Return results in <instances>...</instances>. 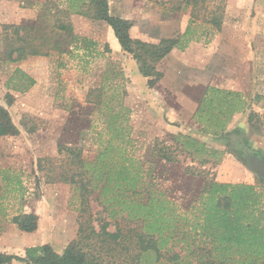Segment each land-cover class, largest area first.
Returning <instances> with one entry per match:
<instances>
[{"label":"rangeland","instance_id":"1","mask_svg":"<svg viewBox=\"0 0 264 264\" xmlns=\"http://www.w3.org/2000/svg\"><path fill=\"white\" fill-rule=\"evenodd\" d=\"M108 5L110 15L134 23V39L155 43L159 38L182 34L187 27L194 31L197 42H193V53L186 55L188 45L183 52L177 50L179 57L175 60L210 63L211 71L182 68L178 94L166 93L179 116L175 126L179 130L199 136L204 134L198 131L202 126L213 128L214 123L222 124L221 119L213 123V117L210 125L206 121L199 127L192 117L205 89L212 85L245 89L242 94L246 107L253 110L255 105L260 111L251 118L252 127L247 125L240 131L219 135L204 144L209 146L204 148L206 151L196 153L190 149L188 154L181 148V141L177 144L171 139L176 134H169L157 121L144 116V121L133 119L131 106L140 111L143 102L128 90L124 61L129 56L115 52L109 41L110 28L104 22L69 14L67 0H0V105L8 110L19 130L15 136L0 137V169L14 170L23 186L20 200L13 193H4L0 180V201L4 202L7 214L0 219V252L22 256L25 247L49 244L61 254L77 238L81 224L98 231L107 222L108 232L114 233L119 227L124 235L138 230L136 222L127 220V213L115 214L116 208H103L102 185L86 196L87 212L82 213L81 185L66 181L79 168L64 148H78L83 161L95 162L111 138L110 121L117 115L121 126L127 127L123 146L128 157L139 162L142 182L152 188L143 194V200L158 190L175 206L179 229H175L166 249L160 252L157 264H175L174 254H179L180 260L185 258L188 264H201L209 258L202 257L204 252L196 248L209 246L206 247L204 236L194 237V231H190L199 223V190L210 182L238 181L242 172H247L246 156L237 151L240 139L243 143L258 140L264 148V0H108ZM213 18H219V29L209 23ZM35 20L45 26L39 33L33 32L38 37L44 34L61 39L55 24L62 21L71 26L72 34L79 40L65 46V53L50 50L48 56H29L16 63L1 61L6 53L2 25ZM81 38L95 45L84 49ZM33 58H42L44 63ZM16 69L30 77V73L37 71L34 78L38 88L33 86L24 93L7 91L4 83ZM157 89L152 91L153 97L159 96L161 89ZM7 93L11 94L10 105ZM97 100L99 105L95 104ZM243 120L244 116H235L224 128H232ZM147 124H152L151 130H146ZM165 147L177 163H166L160 158ZM259 182L255 184L264 192V183ZM18 214L35 215L36 232L24 233L11 223L12 216ZM130 236L121 239L130 251L112 258L103 255L105 259L113 264H134V239H128Z\"/></svg>","mask_w":264,"mask_h":264},{"label":"trees","instance_id":"2","mask_svg":"<svg viewBox=\"0 0 264 264\" xmlns=\"http://www.w3.org/2000/svg\"><path fill=\"white\" fill-rule=\"evenodd\" d=\"M67 11L69 14L104 22L113 32L120 50L137 62L139 73L148 79L149 88H153L162 78V74L156 70L157 63L173 49L183 52L191 42H197L190 27H187L182 34L162 38L156 43L134 39L131 36L134 23L110 15L108 0H67ZM209 23L217 29L220 27L219 18H213ZM41 27L38 20L19 25L3 24L2 36L6 53L1 61L16 63L29 56H48L50 50L65 53V46L79 40L72 34L71 26L62 21L55 24L58 32L62 34V38L58 40L48 38L44 34L41 37L34 35L33 32L42 31ZM42 28L44 29L45 26ZM80 40L85 44L84 49L95 45L85 38ZM34 84L35 81L30 76L16 69L4 83V88L7 91L24 93ZM208 90L216 97L210 98L206 105L207 89L204 91L193 116L198 124L207 121L206 123L210 125L213 117H215L213 123L218 122L215 120L224 117L228 109L233 110V107L236 109L234 98L237 94L213 88ZM229 96L232 97L231 101ZM5 97L7 104L10 105L11 94L7 93ZM100 103V100H97L95 104ZM110 122L111 138L104 150L98 154L95 162L83 161L78 148H64L79 168V171L73 172L66 181L81 185L79 189L84 198L82 213L87 212L86 196L102 185L100 196L103 199V208L105 210L116 208L115 214L127 213V220L136 222L139 225L138 230H130L124 235L119 227L114 233L108 232L107 222L101 224L98 231L90 225L81 224L77 238L71 241L61 254L49 244H42L25 248L22 256L0 252V264H8L12 261L21 264H113L112 260H107L105 257L112 258L122 251H130L121 241V239L126 240L128 234L132 235L128 239H134V248H132L135 250L134 264L158 263L160 252L166 249L175 229H179V226H176L179 221L174 213L175 206L158 190L150 192L143 200V194L151 191L152 188L149 184L144 185L139 162L128 157L123 146L126 142L127 127L121 126L117 115L112 116ZM221 125L214 123L213 128H204L203 132L219 134L218 128L223 130ZM18 133V127L12 122L8 110L0 105V137L15 136ZM171 139L177 141V144L181 141V148L187 150L188 154L191 153L190 149L196 153L206 151L204 143L190 136L172 135ZM162 151L164 152L160 157L162 160L170 164L177 163L172 159L168 148L165 147ZM0 180L5 189L4 193H13L18 199H22L23 186L19 174L14 170L0 169ZM199 197L201 198L199 215L196 217L199 223L190 231H194V237L204 236L205 245L209 246V248H196L197 251L204 252L202 257L209 258L205 262L201 261V264H264V217L263 212L259 210L261 195L255 191V187L247 184L210 182L199 190ZM5 211L4 202L0 201L1 220L7 217ZM10 221L24 233H34L38 227V218L33 214H18L12 216ZM173 258L175 264L189 263L185 258L184 261L180 260L179 254H174Z\"/></svg>","mask_w":264,"mask_h":264},{"label":"crops","instance_id":"3","mask_svg":"<svg viewBox=\"0 0 264 264\" xmlns=\"http://www.w3.org/2000/svg\"><path fill=\"white\" fill-rule=\"evenodd\" d=\"M167 38H171V37H167ZM160 39H162V38H159L157 41H155V43L158 42ZM109 41L112 43V47L115 49V52L121 51L119 44H118L117 40L115 39L111 29L109 30ZM194 48H195V44L193 42L190 43L189 48H188L189 51L187 52L186 55L193 53ZM127 56H129V55H127ZM177 57H179L177 54V50L173 49L167 56H165L159 63H157L156 70L162 74V78L153 88H149V86L147 85L148 79L143 77L139 73L137 62L131 56H129L128 58H125L124 62H125V67L127 68V70H125V72L127 71L126 76L128 75V78H129L128 90L131 94H134V95L136 94L140 98V101L143 102V104H142L143 106L140 107V111H139V107L135 108V106H131V109L133 110V119H140V120L144 121L145 118H143V116L147 117L151 121H153V120L157 121L156 123L161 124V127H165V129H167L169 134L175 133L176 135H179V134L187 135V136H190V137H192V138H194V139H196L199 142L204 143V144L207 143V141L208 142L212 141L210 139L216 138L219 135L222 136V134H229L232 131H237V130L240 131L241 128H243L244 126L249 125L250 127H252L249 122H251V118L256 117L255 113H258L257 111H260V108H258L255 105H253V110L251 108L248 109V107H246L245 96L242 94L245 92V89L244 90H242V89L232 90V88H230L228 86H222V85H219V86L218 85H212V86H209L206 88L207 89L206 105H207V103H209L210 98L216 97V95L213 94L208 89L213 88V89L221 90L223 92H231V93L237 94L238 96L235 95V98H234L236 109H234L233 113L231 112L230 114H228L230 112V110L228 109L227 113L224 114V117L221 118V120H222L221 127L223 126V130L219 131V134L217 133L216 135H214V134H210V133L209 134L204 133L203 129L206 128L205 126H202V128H200L198 130L199 132L204 133V134H199V136H196L194 134L185 133L184 130L181 131L177 127H175L176 124L179 123V116L174 109V106H173L174 103L173 102L170 103L169 98L166 97L167 96L166 93L167 92L171 93V96L178 94L177 92L179 91V88L181 86V80L179 78L180 77V74H179L180 70L182 68L188 69V68L199 67V68H202L203 71H205V72L211 71L210 70V68H211L210 63L202 64L198 60H195V61L189 60L186 62L184 60H182L179 63L175 60ZM33 60L37 61L38 63H44V60H42V58H33ZM198 65H202V66H198ZM28 73H30V72H28ZM30 74H31V77L34 81L37 80L36 78H34L38 74L37 71H34V73H30ZM36 82L37 81H35V85H34L35 90H36V88H38V84ZM157 87H159L161 89V91L159 92V96L153 97L152 91L155 92ZM164 88H166V89H164ZM228 98H229V101L232 100L231 99L232 97L229 96ZM194 114H193V116H194ZM239 115L244 116V120L242 122H239L238 124H236V126H234L232 128H228V129L224 128V126L226 125V122H228V121L230 122V120L234 119L235 116H239ZM165 120L167 121V123L166 122H165V124L162 123V121L164 122ZM224 120H225V122L223 123ZM228 123H227V125H228ZM197 125L200 127L199 124H197ZM147 126L148 127L146 128V130L147 131L151 130L152 124L151 125L147 124ZM198 137H203V138H198ZM249 144L259 154L264 155V148H262L260 146V144L258 143V140L253 139L252 141H249ZM207 147H209V146H206V148ZM246 171L247 172H242V174L240 175V179H238V181H232V180L223 181V180H221L219 183L247 184V185L254 186L255 189H257V191H258L257 193L258 194L261 193L260 194L261 200H260L259 210L264 211V192H262V190L260 188H258L257 184H255V181H261L264 183V180L254 176L247 168H246ZM261 182H259V183H261ZM35 246H38V245H35ZM29 247H31V246H29ZM25 248H27V247H25ZM13 263H14V261H12L8 264H13Z\"/></svg>","mask_w":264,"mask_h":264},{"label":"water","instance_id":"4","mask_svg":"<svg viewBox=\"0 0 264 264\" xmlns=\"http://www.w3.org/2000/svg\"><path fill=\"white\" fill-rule=\"evenodd\" d=\"M245 167L256 177L264 180V162L253 156L244 157Z\"/></svg>","mask_w":264,"mask_h":264},{"label":"flooded vegetation","instance_id":"5","mask_svg":"<svg viewBox=\"0 0 264 264\" xmlns=\"http://www.w3.org/2000/svg\"><path fill=\"white\" fill-rule=\"evenodd\" d=\"M242 139L239 140V145L237 146V151L240 155L243 156H253L254 158H259L262 162H264V155L259 154L250 144L241 142Z\"/></svg>","mask_w":264,"mask_h":264}]
</instances>
